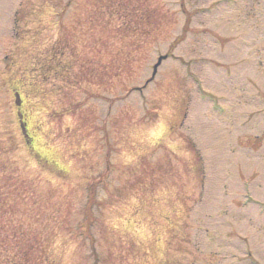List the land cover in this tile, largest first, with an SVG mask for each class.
Wrapping results in <instances>:
<instances>
[{
	"label": "rangeland",
	"instance_id": "obj_1",
	"mask_svg": "<svg viewBox=\"0 0 264 264\" xmlns=\"http://www.w3.org/2000/svg\"><path fill=\"white\" fill-rule=\"evenodd\" d=\"M0 264H264V0H0Z\"/></svg>",
	"mask_w": 264,
	"mask_h": 264
},
{
	"label": "water",
	"instance_id": "obj_2",
	"mask_svg": "<svg viewBox=\"0 0 264 264\" xmlns=\"http://www.w3.org/2000/svg\"><path fill=\"white\" fill-rule=\"evenodd\" d=\"M164 59H165V57H160V58L157 60L156 65L153 67L152 77L155 75L156 70H157V67L160 65L161 61L164 60Z\"/></svg>",
	"mask_w": 264,
	"mask_h": 264
}]
</instances>
